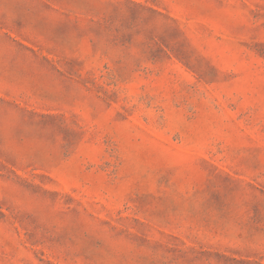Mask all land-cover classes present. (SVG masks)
I'll list each match as a JSON object with an SVG mask.
<instances>
[{
  "label": "rangeland",
  "instance_id": "1",
  "mask_svg": "<svg viewBox=\"0 0 264 264\" xmlns=\"http://www.w3.org/2000/svg\"><path fill=\"white\" fill-rule=\"evenodd\" d=\"M0 264H264V0H0Z\"/></svg>",
  "mask_w": 264,
  "mask_h": 264
}]
</instances>
